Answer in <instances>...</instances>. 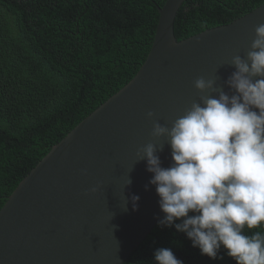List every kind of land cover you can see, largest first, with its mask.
Segmentation results:
<instances>
[{"label": "water", "instance_id": "1", "mask_svg": "<svg viewBox=\"0 0 264 264\" xmlns=\"http://www.w3.org/2000/svg\"><path fill=\"white\" fill-rule=\"evenodd\" d=\"M184 1L158 7L152 46L136 75L54 145L7 197L0 209V264H124L163 218L149 183L153 173L139 160L140 150L154 143L163 146L157 152L162 166L173 163L167 137L152 135L154 121L170 127L193 102L217 95L197 89L199 77L234 94L226 83L236 71L231 59L246 58L255 27L264 23L263 3L178 40L174 24ZM133 194L140 197L135 210Z\"/></svg>", "mask_w": 264, "mask_h": 264}, {"label": "trees", "instance_id": "2", "mask_svg": "<svg viewBox=\"0 0 264 264\" xmlns=\"http://www.w3.org/2000/svg\"><path fill=\"white\" fill-rule=\"evenodd\" d=\"M165 1L0 0V209L54 145L136 75ZM263 3L185 0L175 35L227 24ZM256 231L264 224L244 229ZM160 247L184 264H237L223 247L213 260L174 225L158 224L124 264H156Z\"/></svg>", "mask_w": 264, "mask_h": 264}, {"label": "clouds", "instance_id": "3", "mask_svg": "<svg viewBox=\"0 0 264 264\" xmlns=\"http://www.w3.org/2000/svg\"><path fill=\"white\" fill-rule=\"evenodd\" d=\"M231 65L236 71L226 83L234 94L199 77L195 87L217 95L193 102L170 127L154 121L152 135L167 137L171 146V166H162L157 152L163 146L154 143L140 150L139 160H146L153 173L149 183L160 197L164 216L158 226L174 225L213 260L223 259L218 255L223 247L237 264H264V233H244L245 227L264 224V23L255 27L246 58L234 55ZM131 183L128 176L126 185ZM139 199L131 196L134 210ZM154 259L156 264H184L166 247L157 248Z\"/></svg>", "mask_w": 264, "mask_h": 264}]
</instances>
